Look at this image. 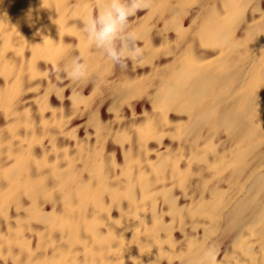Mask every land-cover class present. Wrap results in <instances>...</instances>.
Here are the masks:
<instances>
[{
  "label": "bare ground",
  "instance_id": "6f19581e",
  "mask_svg": "<svg viewBox=\"0 0 264 264\" xmlns=\"http://www.w3.org/2000/svg\"><path fill=\"white\" fill-rule=\"evenodd\" d=\"M104 3L0 0V264H264V0H148L126 70Z\"/></svg>",
  "mask_w": 264,
  "mask_h": 264
},
{
  "label": "clouds",
  "instance_id": "9594fccd",
  "mask_svg": "<svg viewBox=\"0 0 264 264\" xmlns=\"http://www.w3.org/2000/svg\"><path fill=\"white\" fill-rule=\"evenodd\" d=\"M149 6L148 0H105L103 6L83 23L85 39L90 45L109 58L114 66L126 70L130 60H139L142 50L130 30V18ZM56 72L79 82L87 76V64L80 56L70 67H60Z\"/></svg>",
  "mask_w": 264,
  "mask_h": 264
}]
</instances>
